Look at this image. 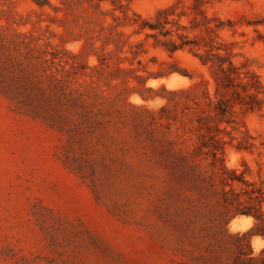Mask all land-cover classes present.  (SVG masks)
Returning <instances> with one entry per match:
<instances>
[{
    "label": "rangeland",
    "instance_id": "rangeland-1",
    "mask_svg": "<svg viewBox=\"0 0 264 264\" xmlns=\"http://www.w3.org/2000/svg\"><path fill=\"white\" fill-rule=\"evenodd\" d=\"M163 10L173 38L226 47L254 75L253 109L235 104L230 122L214 118L216 66L139 29ZM207 132L224 142L227 168L264 185V0H0V264L258 255L252 216L224 223L213 193L170 173L168 160ZM204 156L195 172L208 178ZM247 231L249 247L228 236Z\"/></svg>",
    "mask_w": 264,
    "mask_h": 264
},
{
    "label": "trees",
    "instance_id": "trees-1",
    "mask_svg": "<svg viewBox=\"0 0 264 264\" xmlns=\"http://www.w3.org/2000/svg\"><path fill=\"white\" fill-rule=\"evenodd\" d=\"M193 8L203 14V11L195 4ZM165 11L156 14L151 22L143 20L138 23L139 29L149 28L152 30L151 36L155 38L156 43L169 51L188 48L203 63L212 62L216 66L214 73L215 101L212 105L214 118L217 121L230 122L228 116L231 115L235 104L245 105L249 109H253L259 103L255 94L248 92L250 88L257 87V80L254 79V75H248L247 71H239V68L231 60V55L226 47L212 45L211 42L206 41L201 43L198 38H187L179 33H176L178 40L173 38L171 30L166 27L168 21L164 16ZM203 24L207 33L214 31L213 28L206 25L205 21ZM179 27L184 28V26L178 25L177 29ZM159 35L165 39L160 40ZM200 39H204V37L201 36ZM199 49H202L203 53L199 52ZM219 50H223V53H220ZM189 89L181 91L187 93ZM242 93L250 100H245ZM194 103L195 105L198 104L196 101ZM201 128L209 131L211 126L205 125ZM200 137V142L190 152L168 160L171 175L176 182H187L189 187L197 189L201 194L213 193L215 196L214 208L219 220L223 219L224 223H227L236 215H250L254 218V225L251 229L254 233L264 236V214L261 209V203L264 199V185H256L253 181L246 179L242 172L237 173L235 169L225 166L222 158L224 144L222 140L208 132L200 135ZM201 155H205L201 158L209 157L208 164L211 167V174L208 178L200 177L195 172L198 166L195 159ZM213 174L217 177L216 183L211 180ZM228 236L239 239L236 247L242 248L243 245L249 247V231L244 232L241 236L232 234H228ZM240 255L242 264H264V248L256 256H249L250 251L248 253L241 251ZM232 264H238V262L233 261Z\"/></svg>",
    "mask_w": 264,
    "mask_h": 264
}]
</instances>
